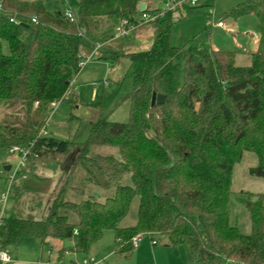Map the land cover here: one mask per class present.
I'll list each match as a JSON object with an SVG mask.
<instances>
[{"label":"trees","instance_id":"obj_1","mask_svg":"<svg viewBox=\"0 0 264 264\" xmlns=\"http://www.w3.org/2000/svg\"><path fill=\"white\" fill-rule=\"evenodd\" d=\"M78 1L71 21L65 10L48 12L43 0H0V103L23 113L0 123V148L27 149L22 177L40 165L69 163L85 181L82 187L67 180L43 219L6 215L0 250L35 237L42 246L49 239L73 240L61 255L71 250L90 257L104 231L113 230L118 256L132 255L134 237L159 235L171 248L187 247L192 264H264V194L232 189L245 152L257 157L249 173L264 177V0H245L227 13L258 18V48L249 65L237 63L235 50L172 45V11L155 21L149 49L117 51L110 46L116 27L124 19L138 24L139 6L150 0ZM203 1L184 4L180 18L215 0ZM98 45L97 59L130 61L128 121H109L101 110L84 142L40 134L53 103H76L71 84ZM154 93L165 96L163 103L152 104ZM69 187L81 195L99 190L102 199L93 193L65 199ZM136 196V221L121 226ZM236 204L249 212V234L231 223Z\"/></svg>","mask_w":264,"mask_h":264},{"label":"rangeland","instance_id":"obj_2","mask_svg":"<svg viewBox=\"0 0 264 264\" xmlns=\"http://www.w3.org/2000/svg\"><path fill=\"white\" fill-rule=\"evenodd\" d=\"M245 0H215L213 6H200L196 12L180 18L177 11L173 16V25L170 30L172 45L184 47L187 45L212 46L217 49L237 51V63L239 65L250 63V54L258 47L259 22L255 14L241 17L227 16V13ZM204 4L200 0L199 5ZM44 8L50 12H64L70 8L74 14L79 11L78 0H43ZM150 9L163 6V0H150L146 4ZM210 15V19H208ZM209 20V21H208ZM225 23L224 28L216 26L217 22ZM133 33H127L124 37L116 38L111 47L115 46L117 51H138L149 49L154 41L155 22L138 26ZM209 27V29L207 28ZM110 47V48H111ZM113 49V48H111ZM3 51L8 52L6 43ZM75 88L76 103L69 101L58 102L52 106L47 120V134L60 139H69L72 142H84L89 135V128L103 112V116L112 122H127L130 112V101L126 96L132 90V72L130 61L122 57L120 61L112 65L104 59H97V54L89 61H85L81 71L71 84ZM8 104L0 103V123H13L15 117L22 116L16 109H8ZM23 122L19 120L18 123ZM98 152L109 154L114 152L107 147L96 148ZM21 154L10 152L8 149L0 148V199L1 193L8 188L10 179L5 177L4 166L11 165L12 174L20 161ZM257 165V157L252 152H245L242 160L235 166L233 172V194L240 190L251 191L255 194H264V177H256L249 173V169ZM71 164H63L56 168L40 165L31 168V174L27 179L17 175L11 182L13 189L10 193L9 205L17 208L15 212L23 218L43 219L47 215L48 203L63 190L68 180L70 186L84 185L83 175L80 172H71ZM23 169L20 170V172ZM22 186L27 192L22 193ZM102 199L101 192L96 189H87L84 195L76 193L70 187L66 189L65 199L80 200L90 194ZM8 202V201H7ZM41 202L40 209L33 211L37 203ZM138 207V196L133 200L127 217L121 222V226L132 225L136 221ZM2 202L0 201V209ZM46 210V211H45ZM43 211V212H42ZM43 213V214H42ZM75 219V217H74ZM231 223L236 225L240 232L249 234L251 232L250 215L247 209L239 204L232 208ZM27 240V241H23ZM35 237H25L17 244L10 245L7 251L13 250L25 242H39ZM57 239H50L49 246L55 248ZM155 241V244H153ZM40 244V243H39ZM51 244V245H50ZM51 247V248H52ZM48 245L43 249L48 250ZM93 255L98 264H192V256L185 246L171 248L166 245V240L159 235H144L143 241L136 247L131 256H118L115 254L114 231L105 230L101 240L94 247ZM45 253V252H44ZM46 254V253H45ZM85 256L73 253L65 256V263L82 261Z\"/></svg>","mask_w":264,"mask_h":264},{"label":"built area","instance_id":"obj_3","mask_svg":"<svg viewBox=\"0 0 264 264\" xmlns=\"http://www.w3.org/2000/svg\"><path fill=\"white\" fill-rule=\"evenodd\" d=\"M199 3H200V0H163L162 7L155 8L154 10H143L142 15H141V20L138 24L130 23L127 19L122 20L121 23L116 27L115 37L116 38L124 37L127 33L134 30L136 27L140 25L155 22L157 19L162 18L164 14L168 11L177 12L179 9L183 7L184 4H188L190 6H197ZM0 8H1V5H0ZM146 9H147V6H146ZM64 13H65V16L71 21L76 20V16L70 8H66ZM10 20L15 23H19V20L15 17H12ZM32 21H36V19L32 18ZM216 25L218 27H225V23L222 21L217 22ZM99 47L100 46L98 45L95 51H93L86 58L85 61H89L91 58H93L97 54V50ZM57 103L58 102L53 103L52 106L56 105ZM40 134L47 135V122L41 128ZM9 150L12 153L14 152L20 153L22 157L20 158V161L17 165L16 170L12 174H9L8 176V178L11 180L10 184L8 185V188L1 193L0 200L2 202V208L0 209V224H2L3 219L6 216L5 206H6V202L8 200L10 189H11V182L16 178L17 175L20 174V170L27 166V163H26L27 149L25 147L13 146ZM23 178H26V175H23ZM142 239H143V235H138L133 238V245L135 248L139 246ZM153 244H155V241H153ZM0 258L3 262H6L9 260V255L7 254L6 251L0 250ZM59 264H62V263H59ZM71 264H97V262L93 256H90V257H84L83 260L79 263H71Z\"/></svg>","mask_w":264,"mask_h":264},{"label":"crops","instance_id":"obj_4","mask_svg":"<svg viewBox=\"0 0 264 264\" xmlns=\"http://www.w3.org/2000/svg\"><path fill=\"white\" fill-rule=\"evenodd\" d=\"M149 2V1H148ZM148 2H146L145 4H147ZM147 6V5H146ZM148 7V6H147ZM150 24V23H148ZM143 25H146V24H143ZM141 26V25H140ZM217 26V25H216ZM218 27V26H217ZM137 28L139 27H136L134 30H132L130 33H133V31H136ZM219 28H224V27H219ZM156 33V29H154V34ZM215 48V47H214ZM258 48V47H257ZM256 48V49H257ZM255 49V50H256ZM254 50V51H255ZM238 57V56H237ZM250 63L246 62L243 63V65H249ZM75 79V78H74ZM71 90L75 91V88L71 85ZM9 164L5 165V166H8ZM11 166V165H10ZM12 168V167H11ZM5 171V170H4ZM11 171V169L9 170ZM9 171H5V177L8 179V176H9ZM1 174V173H0ZM28 175H29V170L27 171V177L26 178H23L22 176V179H27L28 178ZM16 179V178H15ZM14 179V180H15ZM21 189L22 193H25L27 192L26 189H22L24 187L22 186H16L14 190L16 189ZM13 189V184L11 185V189H10V193L13 192L12 191ZM10 193H9V197H8V202H6V206H5V211H6V215L10 214V213H15L17 211V208H13L12 206L9 205V198H10ZM1 201V200H0ZM41 202L37 203V205L32 208L33 211H38L40 209V204ZM38 209V210H37ZM50 209V202L48 203V206H47V212L49 211ZM46 211V210H45ZM43 212V211H42ZM43 214V213H42ZM23 241H27V240H23ZM39 241V240H37ZM50 239L48 240V250L45 251L43 249L44 246L41 245L40 241L39 242H25L23 244H21L20 246H15L13 248V250H10V251H7L6 249L3 250V251H6L7 254L9 255V260L6 261V262H3L0 258V264H59V263H62V264H67L64 261V257L65 256H72L73 251L71 250H68V251H65V253L63 255H61V250L63 247H66L65 246V241H61L59 239H57V243H55V248L52 247V246H49V242ZM143 241V239H142ZM141 241V242H142ZM72 243V245L74 244L73 240L69 241ZM40 243V244H39ZM51 245V244H50ZM71 245V246H72ZM140 245V244H139ZM52 247V248H51ZM95 249V248H94ZM93 249V250H94ZM46 254H45V253ZM92 255H93V252H92ZM91 255V256H92ZM94 257V256H93ZM95 258V257H94ZM83 260V259H82ZM96 260V259H95ZM97 261V260H96ZM81 262V261H80ZM71 263H79V261H73L71 260L70 263L68 264H71ZM98 264V263H97Z\"/></svg>","mask_w":264,"mask_h":264},{"label":"water","instance_id":"obj_5","mask_svg":"<svg viewBox=\"0 0 264 264\" xmlns=\"http://www.w3.org/2000/svg\"><path fill=\"white\" fill-rule=\"evenodd\" d=\"M145 8H146V4L145 3H142L139 6V9L141 11L144 10ZM164 99H165V96L164 95L154 93L153 96H152V104H155V103L161 104V103H163ZM10 169H11V166L10 165L4 166V170L5 171H9ZM71 245H72L71 242H69L68 240L65 241V246L66 247L71 246Z\"/></svg>","mask_w":264,"mask_h":264}]
</instances>
